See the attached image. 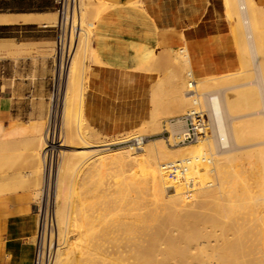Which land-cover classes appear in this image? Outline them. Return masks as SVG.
<instances>
[{
	"label": "bare ground",
	"instance_id": "obj_1",
	"mask_svg": "<svg viewBox=\"0 0 264 264\" xmlns=\"http://www.w3.org/2000/svg\"><path fill=\"white\" fill-rule=\"evenodd\" d=\"M224 1H225V5L227 8L226 12L229 13L228 16L229 17L231 16L233 18L232 29H231L233 34H232V37L230 36V44L225 46V48L223 47L224 50L220 48L221 49V51L219 52V57H220L219 63L220 64L218 63L220 66H218V68H217V66H215V68H217L216 72H215V68H214L215 74H212L210 71V70H213L212 69L213 67L206 68L209 66V64H207L208 66L203 65L204 62L201 60L200 57H198L199 52H198V54L194 52L197 49H198L197 51H199V48H198L199 46L197 44H196L197 46L194 45L195 43L190 41L189 39L184 40L185 41L184 44L186 45L185 47L180 48V49H173L172 50L173 53L166 49V51L172 53L171 56L168 55V53H167V55H168V57L169 56L171 57V59L169 58V60L171 61L172 65H175L172 67L174 69H171L169 73L166 72L168 74L166 76V79H161L160 81L157 80L158 84H157L156 88H154L155 86L153 87L155 90L152 88L153 94L151 92L150 93H151V96L153 95L154 99L152 97H151V99H152V101L154 100L153 101L154 105L151 102L152 103V109H151L152 111H150L151 117L148 120L143 121L142 124L137 127V128H140L139 131L141 134L138 131H135V133L136 132H138V133L133 135V136H130L131 133L130 134L128 133L129 130H128V132L125 131L129 134L128 136H117L119 133L118 134H107V133L100 131L97 127L90 125L88 123V121H87V123L86 122L85 123L90 125V126L88 125L89 128L91 126H93V128L87 129L86 128L87 125L85 126V124L83 122L84 119L87 120V118L85 116V93H86V90L88 87L89 69L92 66L88 62L92 60V50L94 49V46H93L94 44H92V35L90 34L89 31L93 30L94 25H92V23H89V22L87 23V21L85 23V17H84L85 11L84 10L87 9V5L89 2H83L84 3L83 7L81 5L80 23H81L82 31H81L79 37L77 38V40L75 41L74 47L71 50V52L69 54L65 55V60H66V57H68L67 58L68 62L65 63V61L62 60L63 58L61 60L59 59L61 61V63L58 60V65L61 64V67L58 68V73H59V83L58 84H60V86H61L60 82L63 79L66 80V82H65L66 88H65V93H64L65 95H64V100H63L64 124L63 123L62 124L66 128L65 130H66L68 135H66V138L63 139L64 141H62L59 145H57L56 140H54L55 139L54 135L56 134L55 133L56 128H55L54 130L51 129V130L47 131L46 133L44 132L45 134L37 135L35 137L30 136V138H28L26 141V148H27V152H28L27 158L29 160H31L32 162H35L38 164V165H36L34 163V167L36 165V169H38V170H36V171L33 170V168H34L33 167L30 171V174H32V176H34L35 174L37 175V172H38L39 176L43 174L42 172H44V171H42V169H44V166L46 167V165H45V162L47 160L46 157L50 156L51 160H49V159L48 160L51 162L55 158L58 160V161H56V163L59 162V165H58L59 167L56 169L57 172L56 173H55V171L53 172L56 174V191H55V201H54L53 206H54L56 222H57L56 230H57V226H58V238L60 237V234H61L63 237L62 238L63 240L61 242H58V239H56L57 237L55 238V233L53 232V234L51 236V241H53V239H54V242H55V256H54L53 264H72V263H74V264H103L104 262H106L108 264H231L234 260H237L239 258L244 259V264H256L260 261L262 263L263 258H264V250L261 251V250L257 249L259 251H255V247H257L256 244H259L260 246L264 244V211H263L264 209L261 210V207H262V205H261V207L258 208L260 210H258V209H257L258 211L253 210V211H256V213L254 212L256 215H255V219L252 222L251 229L249 227V230L247 232L243 233V231H242L240 235L238 234L239 236L236 238H238L239 241H237V243L234 244V242L232 241V237H231V234H233L234 231H231V230L234 228L237 229L236 227H238V229H241V227H243L242 226V225H244L243 221H245L247 218H249L250 213H248V212L253 209L252 204H257L258 202L257 203L255 202L256 201L255 197H254V199L250 198L251 200H249L247 197H246L247 199L244 198L245 196H243V194L244 193L247 194V191L251 192V193H248L249 194L248 197H252L251 194H252V191L254 189L253 188L251 189V187H248V189L245 188V191L243 194L239 193L238 195H236L237 198L233 197V198H236L235 200H237V204H238V206L235 205L236 210H234L233 205H234L235 201L232 199V195L230 194V191H229L232 188L231 181L233 178L232 172L230 170V166L233 163V159L235 157H238V153H236V152H238L239 150H242L243 148H245L247 146H252V147L256 148L255 146H260V145L264 144V123H263L264 120L262 121L261 116H260L261 114H263V116H264V111H263V113H261V111H262L261 107H262V105H264V88H263L264 87V62H263L264 56L262 57V55H264V51H263V49H264V30L262 31L259 27V23H257L259 14L262 11V6H261V4H259L257 2V0H224ZM109 6H112V5H110V3H109ZM25 16L26 15H24V19H25ZM36 16H37V18L38 17L41 18L40 17L41 15H37V14L36 15H30L27 18L32 20V19H35ZM11 19H13V18H11ZM2 20H3V18H2ZM5 22H6V20H5ZM56 23H57V20H56ZM52 24L50 25L46 22L43 23V25H48V26L55 25V24H53V25ZM86 24L90 25V27H89L90 30L86 29L88 27L85 28L84 25H86ZM243 26H245V27H243ZM244 29H245V31H244ZM246 30L248 32V34H247L249 36L248 38H250V39H248L246 37V33H245ZM93 31H92V33H93ZM82 35H85V36L83 37ZM112 39H113V36H112ZM115 39H116V37H115ZM167 39L168 40L169 39L174 40V39H176V37L175 38L170 37ZM248 40H251V42L249 41L251 45L248 43ZM186 41H190V43H187ZM191 42L193 44H191ZM19 45H21V44L17 43V42L2 43V44H0V50L4 49V50L8 51L9 52L8 56H10V54L15 55L16 52H18L17 48L19 47ZM157 46H158V44H157ZM157 46H154V43H153L149 47H147V49L142 51L140 53V60H145V61L148 60L146 62V65L149 64L150 63L149 60L150 59H151V61L153 60V57L150 58V56L153 55V50ZM190 46H192L193 48H195V47L196 48L192 49ZM248 46H251V50H253V51H250V47H248ZM232 47H234L236 49V53H237V54H235V52L232 50L231 54L234 52V54H232L233 56L229 53V51L231 50L230 48H232ZM156 50H157V48H156ZM156 50L154 51V53H157ZM157 51H159V50H157ZM160 51H159V53H160ZM93 52H94V50H93ZM193 54L194 55L196 54L198 56L195 55V58H194ZM250 54H256L257 55V57H258L257 59L259 61L258 64L261 66V69H262V72L260 70V72L258 74L259 75L258 81H259V79H260V81L261 80L263 81V83H260V85H262V88H263V90H262L263 92H261L262 95L259 93V91H260L259 90V87H260L259 84H256L255 82L253 83L254 84L253 86L251 85L252 84V82H251V84H250L251 87H249L245 82H244L245 86H244V84L240 85L238 83L240 85L239 87L244 86V88L243 87H241V88H243L245 90V91L240 90V92H237V91H239L237 89L235 91V87L238 86L237 84H234L235 81H234V83H230V84L224 83V79L230 80L231 78L234 79V77H235L234 76L236 73V72H234L235 69L234 70L232 69V67H234V66H231L232 62H234L233 61L234 55H236L235 61L242 63L244 65H246V64L250 65L252 62L251 57H253V56H250ZM93 55H94V53H93ZM256 55L254 56L255 57V60L253 59L254 61L257 60ZM157 58L154 59L153 62H155L157 60ZM196 58H197V60H200L201 62H203V63L200 62L203 66H201V64L198 65L199 63H195ZM153 62H151L152 64L150 63L149 66L153 65ZM255 64H257V63H255ZM172 65L170 64L169 66H172ZM176 66L177 67L181 66L183 68V70H185L187 72V76H189L190 79H188L185 75H184L185 76L184 77L179 72L180 69L177 68ZM143 67H144V65H143ZM143 67H141V69ZM151 67L153 68L154 66H151ZM165 67H167V66L165 65ZM188 67H190L189 70L187 69ZM149 68L150 67L147 66L143 69L148 70ZM250 68H252V67H250ZM250 68H248V69L252 70ZM253 71L254 70H252V72L249 71V72H244V73H247V74L249 73L248 75L250 76V73L252 75ZM257 71H259V70H257ZM241 72L242 71H240V73ZM208 73L215 75V77L218 75L217 76L218 78L217 77L216 78H217L218 82L220 81L219 86H217L218 85L217 82L215 85L217 87H215V86L212 87L209 84V82H208L209 79L206 78L208 75H210ZM216 73H217V75H216ZM238 75H239V73H238ZM185 79L187 80V82ZM233 79H232V81H233ZM243 80H244V78H243ZM236 81H238V80H236ZM240 81L241 80L239 79L238 82H240ZM258 81H256V82H258ZM242 83H243V81H242ZM65 84H63V85H65ZM255 84L258 85L257 88H256ZM186 85H187V89H186ZM209 86H211V87H209ZM249 88L250 89L252 88V89L250 90ZM262 88H260V89H262ZM75 89L79 93L77 95L81 94V98L80 97L79 98H80V100L82 99L81 101H82V109L83 110H80L79 112H81V111L84 112V115L81 117H78V116L73 117L74 109H72L73 115L70 112L72 106L74 105V101H75V100L73 101V105H72L71 101L74 99V98H72L74 96V95L72 96V94L75 91ZM256 89H258V90H256ZM254 90H256V91H254ZM62 91H64V90H62ZM256 92H258L259 94ZM259 95L262 97H260ZM61 99H62V97H61ZM75 99H76V96H75ZM56 100H58V99H56ZM77 100H78L77 102L79 103V99H77ZM195 103H199L201 106L205 107V109H204V110H206L205 116L207 118V134L204 137H202L199 140V142L177 144V143H172V141L167 142V141H169L168 138H166L163 135H160V136L152 138V139L147 136L150 134L148 132L149 130H152V133H159V132L163 131L162 125H161L162 124L161 123V119H162L161 116L162 117H163V115L166 116V113L162 114L161 112H163L164 110H167L170 112L173 110L174 111H183L184 109H190L193 106V104H195ZM76 107H78V106H76ZM76 107H74V108L76 109ZM79 109H80V106H79ZM244 109H246V110L244 111ZM57 113H59L58 109H57ZM71 115L74 119H71ZM167 115H169L168 112H167ZM170 115H173L172 112L170 113ZM180 115H181V113H180ZM173 117H175V116L173 115ZM166 119H168V118H166ZM55 121H57V120H55ZM162 121H164V120H162ZM166 121H165L166 123L164 124L165 129L170 130L172 136L179 134L180 132H182L184 130L185 125H184V121L182 120L181 117H178L177 119H175V121H174V119H172L170 117ZM52 123H54V122H52ZM58 130H60V129H58ZM132 130H134V128H132ZM120 133L122 134L123 132H120ZM140 135H143L146 137L140 146H134L133 144L126 143V141H128L130 138L135 137V136H140ZM113 144H116V145L118 144V145L113 148V146L111 147V145H113ZM213 144L216 146V148H214L215 146ZM227 144H229L230 148L224 149V147ZM62 146L65 148H63ZM72 147L76 148V149H72ZM208 148H209V152L207 150ZM247 148H250V147H247ZM260 148H261V151L264 149L262 147H260ZM210 149H211V151H210ZM213 149H215V150L217 149V150L214 151ZM252 150L254 151V149H250L251 153H252ZM72 151L79 152L75 156L79 155L81 157V159H79L80 158L79 156H78L79 160L73 159L71 154H68ZM203 153L210 154V161L209 162L200 161L198 159L195 160L196 158H198ZM251 153L246 157L247 160L238 164V167L240 169H244L246 167L253 166L255 168V172L256 173L259 172L260 178H261V180H263L264 179V173H263L264 156H263L262 152H261L262 155L260 154V152H258V153L254 152L252 154ZM52 158H54V159H52ZM188 158H190V159L193 158L194 160H193L188 172L185 174L181 173L178 165L174 166V167H164L163 166L165 163H168L170 161H180V160H184V159H188ZM89 160H91V162L92 161L96 162L97 166L98 165H102L105 167L110 166V168L115 167V165H117L116 162L123 163V166H124V164H132V166L137 165V168H138V166L141 167V169H140L141 172L139 174L144 178V181L147 182L148 187L151 189L152 197H153V195L159 194L162 196V198L165 201L164 212H163V210L160 209L161 211L159 213L156 214V212H154L155 214H153V216L156 215L154 217L157 218V219H154V221L157 225L156 227H158L159 230H161L162 232H163L162 229H163V226L165 223V219L166 218L170 219V217L172 215H173V217L171 219H174L175 218L174 214L176 213L175 212L174 214H172L173 209L167 203L169 201L165 200L167 186H174V190H175V192L172 193L171 195H169V193H167L169 195V197L172 195L174 196L176 194L178 196L176 198V201L179 204L180 203L185 204L188 200L191 202V199L194 198V197H191L189 199V198H186V196L184 197V195H183L184 192H186L185 191L186 187L192 185L193 186L192 190L195 191L193 194L196 197L195 200L196 201L198 200L197 203H199L200 205L203 206L202 211L205 213L206 218L212 219L211 223H207L208 221L205 219L206 222L204 220L203 223L201 221V223L195 222L194 225H192L190 223L188 224L189 228H193L195 230H192L190 232H186L185 233L186 235L184 234L185 236H183V237L187 236V238H188L187 241L191 242V243L193 240L194 241L196 240V236L200 237L199 239L197 237V240L192 245H191V243L189 244L190 245L189 251H191V250L194 251V249H196V251L186 252V251H184L185 250L184 249V250H182L183 253H181L183 255H181V257H178V258H171L172 257L171 256L170 259L167 258L166 260L165 259L162 260V258H161V260H154V259H148V257H147V259H145V260L141 258L143 260V261H141V259L136 260V259L131 258L134 256V254L132 256L131 251H128L130 253L131 257L128 256L129 253H127V251L124 250L125 247L129 244V242L127 240L128 244L126 246L124 244H126L127 242L126 243H124V241L123 242L121 241V243L118 242V244L124 243L123 246L121 245L124 249H122L120 245L118 246V244L115 243L117 248H116V246L115 247L113 246L114 250L112 251V253H108L107 255H105L103 252L105 244L103 245L102 239L99 237V235L98 236L96 235V231L94 230L95 233L93 234V231L91 230L92 226L90 224L92 222H90V219H89L90 218L89 212H88L89 210L87 209V206H89L88 203L85 206L86 202L81 203L84 201V200H82V201H80V206L82 205L80 208H78V205H75L76 207L74 206V208L72 209L71 208L72 204L67 202L68 199H67V201H65V199H64V192L66 189H68L69 186H71L70 185L71 183L64 176L63 171H65L66 168H65V170H63L62 162H65L66 165L70 168L85 166L86 170H88L87 172L85 170H84V172L82 171L83 172L82 175L84 174L85 176L80 177L78 175V177H80L81 181H82L83 179H85L87 177H90V176L93 177V176H96V174H97V170L92 169V167H94L96 165H93V163H92V165H90L91 163ZM112 162H115V163H112ZM65 163H64V165H65ZM208 163H211L213 165H209ZM53 164H54V162H53ZM88 165H90V166L87 167ZM51 166H52V163H51ZM124 167H126V165ZM129 167H130V165H129ZM130 168H132V167H130ZM49 169H52V168L49 167ZM102 170H103V168H102ZM50 171L52 172V170H50ZM27 172H26V174H27ZM98 174H100V173H98ZM206 174H208L210 176V179H211V177H213L212 179H214V177H215L217 181L214 182V180L211 181L210 179H209V181H206V179H208V178L205 179ZM134 175H135V173H134ZM137 175L138 174H136L135 177L140 176V175L139 176H137ZM250 175H251V180H252L254 175L253 174H250ZM70 177H71V174H70ZM82 177H83V179H82ZM49 178H51V177H49ZM32 179L36 180V178H34V177H32ZM97 181H96V183H97ZM256 181L257 180H255V182ZM72 182H73V180H72ZM33 183H34V181H33ZM36 183L37 182H35L33 185L32 181H31L30 184L28 183L29 184L28 186H30L32 184L33 187L36 188L35 189L36 193L40 194V192L38 190L42 189V187L39 188V186H40L39 184H41V183H39V181H38L39 184H36ZM49 183H51V182H49ZM81 183H84V181ZM73 184H74V182H73ZM77 184H79V183L77 182ZM133 184H135V183H133ZM136 184H137V182H136ZM2 185L3 184L1 183L0 188L3 187ZM32 185L30 187H32ZM212 185H215V187H213ZM209 186H211L212 188H209ZM73 187L74 186H72V188ZM130 188H132V187H130ZM43 189H45V188L43 187ZM77 190H79V189H77ZM0 191H1V189H0ZM43 191L45 192V190H43ZM43 194H42L43 197L42 196L41 197H42V201H44V203H45V201L48 200V198L50 197V194L48 192H47L46 196H44ZM75 194H77V193H75ZM262 194H264V193H262ZM36 195H38V194H36ZM38 196H40V195H38ZM154 198H155V196H154ZM166 199H168V197ZM263 199H264V197L262 195H259V201H262ZM193 201H194V199H193ZM196 201H194V202H196ZM76 203L79 204V202H76ZM260 203L261 202H259V206H260ZM94 204H96V203H94ZM262 204L264 205V202ZM171 205H172V203H171ZM243 208L247 209V210L242 213L241 210ZM262 208H264V207H262ZM96 209H97V207H96ZM254 209H256V208L254 207ZM161 212H163V213H161ZM150 213H153V212H149L148 215H150ZM145 215H146V213H145ZM145 215H143V216H145ZM150 216H149V218L153 219V217H150ZM253 217H254V215H253ZM253 217L251 216V218H253ZM38 218H39V216H38ZM103 219H105V218H103ZM146 219L147 218L145 217V220ZM176 219H177V221H179L180 218H176ZM142 220H144V219H142ZM148 220H150V219H148ZM154 221L151 222L152 225H153ZM248 221H250V220H248ZM182 222L183 221L181 220L178 223L183 224L184 222L183 223ZM93 223H92V225H93ZM138 223H136V224H138ZM145 223H147V222H145ZM167 223H168V221H167ZM139 225H137L138 228L141 226V225L140 226ZM152 225L150 224V226H152ZM90 226H91V228H90ZM93 226H96V225H93ZM177 226H179V225H177ZM233 226H234V228H232ZM156 227H155V229L157 230ZM128 228L129 227H127V229H125V231L123 230L124 227H122V229L121 228L120 229L123 230L124 232H126L129 230ZM99 229H100V227H99ZM120 229H118L116 231L119 232ZM245 229H247V227ZM132 231H134V230H132ZM102 232L104 233V231H102ZM102 232H101V234H103ZM120 233L122 235V231ZM119 234H118V236H120ZM132 234H135V233H132ZM152 235H154V234H152ZM182 235H183V233H182ZM147 237H148V235H147ZM128 238H130V237H128ZM132 238H134V237H132ZM143 238H145V237H143ZM236 238H234V239H236ZM104 240L107 241L106 239H104ZM131 240H133V239H131ZM142 241H144V240H142ZM234 241H236V240H234ZM145 242H147V241H145ZM132 244H135V243H132ZM138 245H139V242H138ZM141 245H139V246H141ZM186 245H187V243H186ZM148 246H150V245H148ZM128 247H131V246L130 245L127 246L126 249ZM142 247H144V246H142ZM262 248H263V246H262ZM131 249L134 252H136V248L133 247ZM144 249H145V247L140 249V250L144 251ZM208 250L215 251V254L217 255V257H216L217 259L214 258L216 255H214V257H213L214 259H213L210 256ZM143 251L141 252L142 254H144ZM146 251H148V250L146 249ZM146 251H145V253H146ZM148 252H150V250ZM179 252H181V250ZM139 254H138V256H139ZM138 256H135V258L136 257L138 258ZM140 256H139V258H140ZM145 256L146 255L144 254L143 258H145ZM150 256H152V254ZM156 256H157V254H156Z\"/></svg>",
	"mask_w": 264,
	"mask_h": 264
},
{
	"label": "rangeland",
	"instance_id": "obj_2",
	"mask_svg": "<svg viewBox=\"0 0 264 264\" xmlns=\"http://www.w3.org/2000/svg\"><path fill=\"white\" fill-rule=\"evenodd\" d=\"M83 2H89L88 5H87V9L85 8L86 10H84L85 11V15H84L85 23L87 21V23L88 22L92 23V25H95L96 20L99 18V16L106 9H108V6H109V3L105 2L103 0H81L82 7L84 5ZM44 9L48 10V11H54L55 14H52V13L47 14L46 18H45V15H41L40 17L42 19H44L43 21H41V24L43 22H48L49 24H52V23L55 24L56 20H57V12L55 11V9L54 8H51V9L44 8ZM226 11H227V8H226L224 0H212V2H210V5H209V7L207 9L206 15L204 16L203 20L200 22V24H198L197 26H194L193 29H191V30H179V31H160L161 35L159 36L158 40L154 43V46H157V44H158V46L155 47V49L153 50V55L150 56V58L153 57V60L151 61V59L149 58L150 59L149 62L150 63L153 62L154 59H156L158 57L157 60L155 62H153V65L149 66L150 63L146 65V62L148 60H146V61L145 60H140V58H139L138 67L141 69V67H143V65H144L143 68L148 66L152 70H154V71H156L158 73L159 81L161 79H166V76L168 75L167 73H169L171 69H174L172 67L175 66V65H172L171 61L169 60V58L171 59L170 56L173 53L172 50L173 49H180V48L185 47L186 45L184 44L185 43L184 40H186V39H189L190 41L195 43V41L193 39H194V37H196L197 31H200V37H198V38H200L199 40H200V43H201L200 45H202L201 47H204L203 52H205L206 57H207V53L210 52L209 51L210 48H212L214 46L224 50L225 46L230 44V36L232 37V34H233V32L231 30L232 29L233 18L231 16L229 17L228 16L229 13H227ZM257 23H259V27L263 31L264 30V7L263 6H262V11L259 14ZM86 25H84L85 28L88 27L86 29L90 30V28H89L90 25H87V26ZM243 27H245V26H243ZM93 30H94V26H93ZM92 31L90 30L89 32L92 35V44H93V33H92ZM244 31H245V29H244ZM245 33H246V37L248 38L249 36L247 35L248 34L247 30H246ZM55 34H56V30H55ZM82 36L84 37L85 35H82ZM169 36L170 37H174V38L176 37V39H174V40L169 39L168 40L167 38H170ZM248 39H250V38H248ZM13 41L16 42L15 40H13ZM190 41H186V42L190 43ZM249 41L251 42V40H248V43L250 44ZM192 42H191V44H193ZM20 43H22V44L19 45V47L17 48L18 52H16V54L14 53L15 55L12 54L13 56L11 54H10V56H8L9 52L4 50V49L0 50V90H2V94L11 95L12 96L11 100L14 102V104H17V105L23 104L25 106V109H26L29 117H38V118L43 119L45 121V123H46V131H44L45 133L47 131L51 130V129L54 130L56 128L55 129L56 130L55 131L56 134L54 135L55 136L54 140H56V144L59 145L62 141H64L63 139L66 138V135H68L66 130H65L66 128L63 125L64 124V116H63L64 115V111H63L64 110L63 109L64 105H63V100H64V95H65L64 93H65V88H66V84H65L66 80L63 79L60 82L61 86H60V84H58L59 83V75H58V72H57L56 66H55V39L53 41H40V42H35V43L20 42ZM194 45H196V44H194ZM190 47L192 49L196 48L195 46H194L195 48H193L192 46H190ZM248 47H250V51H253V50H251V46H248ZM156 48L159 51L161 50L160 51L161 54L159 53V51L156 50ZM166 49L168 51L172 52V53L166 51ZM221 49L219 50V52L221 51ZM230 49H231L229 51L230 54H231L232 50L235 52V54H237L236 53V49L234 47H232ZM93 50H94V52H93ZM93 50H92V60H91L92 62L89 61L88 63L90 65H93L94 63H104V61L98 55L96 50L95 49H93ZM155 50H156L157 53H154ZM197 50H195V51L193 50V51L198 54L199 51H197ZM263 51H264V49H263ZM234 52L232 54H234ZM93 53H94V55H93ZM167 53H168V55H170L169 57H168ZM195 55L193 56L194 58H195ZM255 55L256 54H250V56H253V57ZM196 56H198V55H196ZM263 56L264 55H262V57ZM253 57H251L252 62H251L250 65L249 64L244 65L242 63H239V62L235 61L236 60L235 59L236 55H234V59H233L234 62H232L233 65L231 64V66H234V67H232V69L233 70L235 69L234 70V72H236L235 75H234L235 77H234V79L231 78L230 80L229 79H226V80L224 79V83L225 84H230V83H234V81H235L234 84L238 85L237 87H235V91L237 89V90H239L237 92H240V90L245 91L243 89L244 86H245L244 82L249 87H251L250 86L251 82H252V84H251L252 86L254 85L253 83L255 82L256 84H259V86H260L259 87V90H260L259 93L262 95L261 92H263L262 90H263L264 87L262 88V85H260V83H263V81L262 80L260 81V79L258 81V78H259L258 74H259L260 70L262 72V69H261V66L258 64L259 61L257 59L258 58L257 55H256V59H257L256 61H254L255 57L254 58ZM197 58H196V62L195 63H199L198 65H200L201 63L204 62L203 65L204 66H208L207 65L208 64L207 61H205L204 59L201 58V60L203 61V62H201L200 60H197ZM215 58H217L216 64H218L219 61H220L219 60V58H220L219 55H215ZM208 59H210V57ZM263 59H264V57H263ZM166 63L167 64L169 63V64L167 65ZM255 63H257V64H255ZM170 64L172 66H169ZM219 64L217 65V68H218V66H220ZM165 65L167 67H165ZM203 65L201 64V66H203ZM151 66H154V67L152 68ZM211 67L212 66L209 65L206 68H211ZM250 67H252V68H250ZM150 68L148 70H151ZM177 68L180 69L179 72L183 76L185 75L188 79H190L189 76H187V72L185 70H183V68L181 66H178ZM189 68L190 67H188L187 69L189 70ZM214 68H212L213 70H210L212 74H215L214 73ZM217 68H215V72L217 71ZM248 68L254 70L252 75L250 73V76L248 75L249 73L248 74L244 73V72H249V71L252 72V70H249ZM256 69L259 70V71H257ZM144 70H147V69H144ZM240 71H242V72L240 73ZM238 73H239V75H238ZM208 74H210V73H208ZM212 74H210V75H208L206 77V78L209 79L208 80L209 84L213 87V86L216 85V82H217L218 83L217 86H219L220 81L218 82V80H217V78H218L217 77L218 76L217 73H216V75H217L216 77L217 78L215 77V75H212ZM243 78H244V80H243ZM232 79H233V81H232ZM239 79L241 80L240 81L241 83L243 81L242 84L240 82H238ZM187 80H186V82H187ZM236 80H238V81H236ZM256 81H258L259 83L256 82ZM238 83L240 85L244 84V86H241L243 88L239 87L240 85ZM63 84H65V85H63ZM211 86H209V87H211ZM217 86H215V87H217ZM257 87H258V85H256V88ZM260 88H262V89H260ZM186 89H187V85H186ZM62 90H64V91H62ZM256 90H258V89H256ZM256 90H254V91H256ZM256 93H258V92H256ZM77 94H79V93L75 89V91L72 94V96L74 95L72 97L74 99L71 101L72 105H73V101L74 100L75 101H74V105L72 106L71 111H70L71 114L73 115V110L72 109H74L73 117H77V116L81 117V116L84 115L83 111L79 112L80 110H83L82 109V101H81L82 99L80 100L81 94L80 95H77ZM75 96H76V99H75ZM61 97H62V99H61ZM260 97H262V96H260ZM56 99H58V100H56ZM77 99H79V103L77 102L78 101ZM76 106H78V107H76ZM79 106H80V109H79ZM263 106L264 105H262V107ZM74 107H76V109ZM262 107H261V110H262L261 113H263V111H264L263 110L264 107L263 108ZM57 109H58L59 113H57ZM187 110L188 109H184L183 111H174L173 110L171 112L176 117V116L180 115V113L181 114L185 113ZM245 110L246 109H244V111ZM167 112H168L169 115H167ZM171 112L167 111V110H164L163 112H161L162 114L166 113V116L163 115V117H162L160 115L161 118H162L161 119V123H162L161 125H162V130L163 131H161L159 133H152V130H149L148 132L150 134L147 135L148 137H150L152 139V138L158 137L160 135H163L166 138L169 136L170 133L167 131V129H165L164 124L167 122L166 120H168L170 117L173 118V115H170ZM72 115H71V119H74L72 117ZM260 116H261V120L263 121L264 120L263 114H261ZM166 118H168V119H166ZM55 120H57V121H55ZM162 120H164V121H162ZM87 121H88V119L87 120L84 119L83 122H84L85 126L87 125L86 128L88 129L89 128L88 125L89 124L92 125V124L89 121H88L89 124H86ZM52 122H54V123H52ZM263 123H264V121H263ZM91 128H93V126H91L89 129H91ZM58 129H60V130L62 129L63 131L62 130L60 131ZM139 130H140V128L136 127V128H134V130L131 129V131L129 130V132L128 131L127 132L129 134L130 133L132 134V135L130 134V136H133V135L137 134L138 132L140 133ZM135 131H138V132L135 133ZM44 132L42 134H45ZM127 132H123L122 134L119 132V134L118 133H115V134H118L117 136H128L129 134ZM27 139L28 138L16 139V140L0 139V176H1L0 177V182L3 184L2 185L3 187L0 188L1 191H2V192L0 191V194L7 193V192H12V191H17V190H21V189H30L34 193V197H35V200H36V210H37V204L41 205V201H42V197H43L42 194L43 193H44L43 195L46 196V194L48 192L50 194V197L48 199L50 200V202H52L54 204L55 191H56V174L55 173L57 172L56 169L59 167L58 166L59 162L56 163V161H58L56 158L55 159L52 158L54 160H52V162H51V161H49V160H51V157L50 156L46 157L47 158V160L45 162L46 167L44 166V169H42V171H44V172H42L43 174L39 176L38 172H37L38 176L36 174L34 176H32V174H30V171L34 167V163L35 162H32L31 160H29L27 158L28 157V152H27V148H26ZM167 142H169V141H167ZM197 142H199V141H197ZM126 143L132 144L129 141H126ZM182 144H185V143H182ZM117 145L113 144V145H111V147L113 146V148H114ZM247 147H250V148H247ZM247 147H245L242 150H239L238 152H236V153H238V157H235L233 159V163L230 166V170L232 172V177L233 178H232V181H231L232 188L229 191H230V194L232 195V199L235 201L234 205H233L234 210H236V208H235L236 206L235 205L238 206L237 200H235L237 198L236 195H238L239 193L243 194L244 191H245V188L248 189V187H251V189L252 188L254 189L252 191V194H251L252 197H248L249 196L248 193H251V192L247 191L248 195L246 193H244L243 194V196H245L244 198L247 197L249 200H251V199H254V197H255V200H256L255 202L256 203L258 202V203L257 204H252V208L253 209L248 212V213H250L249 214L250 216L245 221H243L244 225H242L243 227H241V229H238V227H236V226L235 227L237 229H235L234 226L232 227L234 229H232L231 231H234V233L231 234V237H232V241L234 242V244L237 243V241H239L238 238H236V237H238L241 234L242 231L244 233V232H247L249 230V227L251 229L252 222L255 219V215H256L255 214L256 211H253V210H257L259 207H261V205H262V207H264V205L262 204L264 202V199L262 201H259V195H262L264 197V194H262V193H264V189H263L264 188V179L261 180L259 172L256 173L255 172V168L253 166H249V167H246L244 169H240L238 167V164H240L241 162L247 160L246 157L251 153L250 149H254V151L252 150V153L260 152V154H261V152H262V154L264 156V149L261 151V148H260V147L264 148V144H262L260 146H255L256 148H254L252 146H247ZM63 148H65V147H63ZM214 148H216V146ZM229 148H230L229 144H227L224 147V149H229ZM72 149H76V148L72 147ZM207 150L209 152V148ZM213 150L216 151L215 149H213ZM210 151H211V149H210ZM75 152L72 151V152H70L68 154H71V156L75 160L76 159L77 160L81 159V157L79 155L78 156L80 158L78 156H75L79 152H77V151H75ZM89 161L91 163L90 165H92V163H93V165H96V166L92 167V169H96L97 170V174H96V176H93V177L90 176V177H87L85 179H83V177H82V179H83L82 181H81L80 177L81 176H85L84 174L82 175V173L84 172V170L86 172L88 171V170H86L85 166H83V167L79 166V167H76V168H73V167L70 168V167H68L66 165L65 162H62L63 170H65V168H66V170L63 171L64 176L71 183L70 184L71 186H69L68 189H66L65 192H64V199H65V201H67V199H68L67 202L72 204V205L70 204L72 209L74 208L75 205H78V208H80L82 206V205L80 206V201H82V200H84V201L81 202V203L86 202L85 206L88 203L89 206H87V209L89 210L88 212H89L90 222H92V223L94 222L93 225H96V226H93L92 223H91L90 225L92 226V228H91V226H90V228L93 231V234L96 231V235L97 236L99 235V237L102 239L103 245L105 244L104 245V251H103L105 255H107L108 253H112V251L114 250L113 246L115 247L116 244H118V242L121 243V241L122 242L124 241V243H126L127 240L129 242V244H128V242L126 244H124V243L123 244L125 246L128 244L127 246L130 245L131 247H128L126 249V247H127L126 246L125 249H124L122 247L123 244H118V246L122 245L121 248L124 249L125 251H127V253H129L128 251H131L132 256H133V254H134V256L131 257L130 253H129L128 256H130L131 258L136 259V260H139L141 258L145 260V259H147V257H148V259H154V260H161V258H162V260H164V259L166 260L167 258L170 259L171 256H172L171 258L181 257V255H183V254H181V253H183L182 250H184V249H185L184 251H186V252H192L193 251V250L189 251V247H190L189 244L191 242L187 241L188 240L187 236L183 237V236L186 235L185 234L186 232H190L192 230H195L193 228H189L188 224L190 223V224L194 225L195 222H197V223L200 222L201 223V221L203 223L205 219L208 221L207 223H211L212 222L211 221L212 219L206 218L205 213L202 211L203 210V206L200 205L199 203H197L198 200L197 201L195 200L196 197L193 195L194 192H195L194 190H193V193L191 195H188L186 192H184V194H183L184 197L186 196V198H189V199L191 197H194V198L191 199V202L188 200L185 204L184 203L183 204H181V203L179 204L176 201V198L178 197L176 194H175L176 196L172 195V196L169 197V195H171L172 193L175 192L174 186H167L166 196L165 197L166 198L168 197V199L165 198V200L169 201L167 203L173 209L172 210L173 211L172 214H174L175 212L176 213L174 214V217H175L174 219L175 220L171 219L173 217V215H172L170 217V219H168V218H166L167 220L165 219V223L163 222L164 223V226H163V229H162L163 232H164L163 233L161 230H159L158 227H156L157 225H156L154 219H157V218L154 217L156 215L153 216V214H155L154 212H156V214H157L161 210H163V212H164L165 201L162 198V196L159 195V194L158 195H153V197H152L151 189L148 187L147 182L144 181V178L139 174L141 172L140 171L141 167L138 166V168H137V165H135V166L133 165L132 166V164H124V166L126 165V167H124L123 163L116 162L117 165H115V167H113V168L112 167L110 168V166L109 167H107V166L105 167V166H102V165H98L97 166L96 162H94V161L91 162V160H89ZM53 162H54L55 165L53 164ZM51 163H52V166H51ZM64 163H65V165H64ZM112 163H115V162H112ZM35 164L38 165L37 163H35ZM208 164L209 165H213L211 163H208ZM36 165L33 168V170H35V171L38 170V169H36ZM90 165H88L87 167H89ZM129 165L132 168H130ZM49 167L52 168V169H49ZM102 168H103V170H102ZM50 170H52V172ZM54 171H55V173H53ZM26 172H27V174H26ZM98 173H100V174H98ZM134 173H135V175L138 174L137 176H139V175L140 176L139 177H135ZM263 173H264V170H263ZM70 174H71V177H70ZM250 174L254 175L252 180H251V175ZM78 175L80 177H78ZM207 175L208 174H206V176ZM206 176H205V179L208 178V179H206V181H209L210 176L209 175L207 177ZM32 177L36 178V180H33ZM49 177H51V178H49ZM212 178L213 177H211V179H210L211 181H213V180H214V182L217 181L215 177H214V179H212ZM72 180H73L74 184H73ZM255 180H257V181L255 182ZM31 181H32L33 185H34L35 182H37L36 184L41 183L43 185V186L41 184H39L40 186L38 185L39 188L42 187V189L38 190L40 192V194L36 193V191H35L36 188L33 187L32 184H31L32 187H30L31 185L28 186L31 183ZM33 181H34V183H33ZM38 181H39V183H38ZM83 181H84V183H81ZM96 181H97V183H96ZM49 182H51V183H49ZM77 182L79 184H77ZM136 182H137V184H136ZM1 183H0V186H1ZM133 183H135V184H133ZM72 186H74V187L72 188ZM212 186L215 187V185H212ZM43 187L45 189H43ZM130 187H132V188H130ZM209 188H212V187L209 186ZM77 189H79V190H77ZM43 190H45V192ZM75 193H77V194H75ZM167 193H169V195ZM36 194H38L40 196H38ZM154 196H155V198H154ZM233 197H236V198H233ZM193 199L196 202H194ZM76 202H79V204L76 203ZM259 202H261L260 206H259ZM94 203H96V204H94ZM171 203H172V205H171ZM96 207H97V209H96ZM254 207L256 209H254ZM262 207H261V210L264 209ZM242 210H241V212L243 213L247 209L243 208ZM258 210H260V209H258ZM149 212H153V213H150L151 216L148 215ZM163 212H161V213H163ZM145 213H146V215H145ZM143 215H145V216H143ZM253 215H254V217H253ZM149 216L153 217V219L149 218ZM251 216L253 218H251ZM145 217L147 218L146 220H145ZM103 218H105V219H103ZM176 218H180L179 221L182 220L184 223L182 222L183 224H179L178 223L179 221H177ZM142 219H144V220H142ZM148 219H150V220H148ZM151 219L154 221L153 225L151 223V222H153ZM206 220H205V222H206ZM248 220H250V221H248ZM167 221H168V223H167ZM145 222H147V223H145ZM136 223H138V224H136ZM150 224L152 226H150ZM137 225H139L140 227L138 228ZM177 225H179V226H177ZM99 227H100V229H99ZM122 227H124V229H123L124 231H125V229H127V227H129L128 228L129 230L124 232L123 230H121ZM155 227L157 228V230L155 229ZM246 227H247V229H245ZM118 229H120L119 232L116 231ZM101 230L104 231V233ZM132 230H134V231H132ZM121 231H122V235L120 233ZM130 231L132 233H135V234H132ZM101 232L103 234H101ZM182 233H183V235H182ZM118 234L121 237L118 236ZM152 234H154V235H152ZM147 235H148V237H147ZM128 237H130V238H128ZM132 237H134V238H132ZM143 237H145V238H143ZM197 237H198V239L200 238L199 236H196V240H197ZM55 238L58 239V242H61L63 240L62 239L63 237H62L61 234H60V237L58 238V226H57V230L55 232ZM234 238H236V239H234ZM35 239H36V235L33 237V241L34 242H35ZM104 239H106L107 241H105ZM131 239H133V240H131ZM136 240L139 242V245H141V244L142 245L139 246L138 242ZM142 240H144V241H142ZM234 240H236V241H234ZM145 241H147V242H145ZM195 241L193 240L191 245L193 243H195ZM132 243H135V244H132ZM186 243H187V245H186ZM148 245H150V246H148ZM258 245L259 244H256V246L258 248L255 247V251H259V250L263 251L264 250V244L261 245V246L260 245L258 246ZM142 246L145 247L144 251L142 250L144 252V254L146 255L145 258H143L144 254H142L141 253L142 251L140 250V249L144 248ZM262 246H263V248H262ZM133 247L136 248V252H134L131 249ZM116 248H117V246H116ZM146 249L148 251L150 250V252L146 251ZM257 249H259V250H257ZM180 250H181V252H179ZM145 251H146V253H145ZM194 251H196V249H194ZM208 252H209V254H210V256L212 258L214 257V255H216L215 251L208 250ZM138 254H139V256L141 255L140 258L138 256ZM149 254L150 255L152 254V256H150ZM156 254H157V256H156ZM135 256H138V258L137 257L135 258ZM216 257H217V255L214 258H216ZM142 259H141V261H143ZM263 261H264V258H263ZM263 261H262V263L260 261V262H258L256 264H259V263L260 264H264ZM104 263L108 264L106 262H104ZM72 264H74V263H72ZM231 264H244V259L243 258H239L237 260H234Z\"/></svg>",
	"mask_w": 264,
	"mask_h": 264
},
{
	"label": "crops",
	"instance_id": "obj_3",
	"mask_svg": "<svg viewBox=\"0 0 264 264\" xmlns=\"http://www.w3.org/2000/svg\"><path fill=\"white\" fill-rule=\"evenodd\" d=\"M103 1L112 6L95 22L93 46L104 63H94L89 69L85 116L100 131L115 134L138 127L151 117L154 104L151 93L159 75L138 67L140 53L158 40L160 31L191 30L200 24L212 0ZM257 2L264 7V0ZM44 8L55 9V0H0V44L13 40L53 41L55 29L44 27L45 22L41 24L44 19L27 18L55 14ZM196 35L199 57L214 68L220 48H210L206 57L198 38L200 31ZM11 99V95L0 90V139L41 135L46 130L45 121L29 117L25 106L14 104ZM37 229L38 213L32 190L0 194V264H34L33 237Z\"/></svg>",
	"mask_w": 264,
	"mask_h": 264
},
{
	"label": "built area",
	"instance_id": "obj_4",
	"mask_svg": "<svg viewBox=\"0 0 264 264\" xmlns=\"http://www.w3.org/2000/svg\"><path fill=\"white\" fill-rule=\"evenodd\" d=\"M55 11L57 12V23L53 26L43 25L44 27H53L56 30L55 34V66L58 72V60L62 59L65 63L68 62L69 54L74 47L75 41L79 37L82 28L80 23L81 16V0H55ZM59 60V61H60ZM61 63V61H60ZM59 75V73H58ZM205 107L199 103L193 104L185 113L173 117L177 119L181 117L184 121V130L179 134L172 136L171 132L167 137L169 142L182 144L199 141L207 134V118L205 116ZM146 137L143 135L130 138L128 141L134 146H140ZM210 161V154L203 153L195 160ZM193 158H188L180 161H170L165 163L164 167L179 166L182 174L188 172ZM193 186L186 188V193L191 195L193 193ZM38 229L35 239V256L34 264H53L55 256V242L51 241L53 232L56 231V216L53 203L50 200L41 201V205L37 204Z\"/></svg>",
	"mask_w": 264,
	"mask_h": 264
}]
</instances>
